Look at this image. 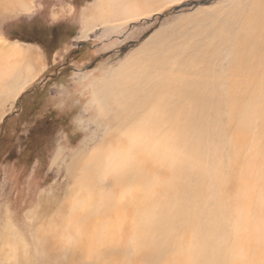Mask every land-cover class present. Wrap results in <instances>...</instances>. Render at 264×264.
<instances>
[{
	"label": "rangeland",
	"instance_id": "1",
	"mask_svg": "<svg viewBox=\"0 0 264 264\" xmlns=\"http://www.w3.org/2000/svg\"><path fill=\"white\" fill-rule=\"evenodd\" d=\"M261 2L264 3V0ZM261 2L153 0L148 5L146 0H23L24 9L17 7L13 12L10 5L0 6L7 9V12L0 14V44L34 50L38 58L37 66L41 67V71L35 69V77L27 86H23L25 90L19 96L7 102L4 108L0 107L3 110L0 111V228L4 220L1 209L6 208L8 214L13 216L11 224L28 244L33 264H59V261L51 259L41 263L39 258L46 255L39 251L35 256L25 216L37 206L41 195H49L57 186L64 185L67 194L64 199L71 200L73 195L69 190L72 183H66L64 163L70 162L71 156L77 157L75 171L90 176L88 183H92L95 192L102 189L100 204L105 203L111 195L116 205L120 203L129 209L126 204L129 195L122 198L124 187L128 186L140 194L150 189L155 196L150 197L152 201L146 197L136 213L139 216L133 218L134 222L128 216L127 221H119L120 224L117 220L111 222L113 219H109L111 224L117 225V229L102 235L103 241L112 244L104 249L105 264H176L172 259H179L178 251L190 247L185 251L187 264H203V260L213 259L209 257V251H197L200 243L196 230L197 216H184L180 223L174 221L177 215L182 216L197 204L201 209V202L213 203L214 200L211 197L202 200L193 196L199 189L195 182L189 183L194 175L182 172L183 159L191 156L193 162L199 163L195 170L199 177L203 173L200 179L204 180V183L198 184L202 185L200 190L212 193L210 180L213 179V171L226 164L232 136L258 139L257 144L264 145V73L253 70L263 66L259 58L254 61L248 55V45L244 44L251 43L248 29L252 4L256 3L262 8L264 4ZM84 12H93L95 20L83 22ZM259 17L254 18L261 31L264 27V9ZM159 40L162 41L163 50L157 49ZM153 47L155 49L152 51ZM128 87L131 90L136 87L143 90L141 94L148 95L146 98L133 96L131 101L126 100L120 120L117 115L121 110L118 107L120 104L115 103L120 91L125 92ZM203 90L208 95V102L206 106L200 105L203 109L199 110L196 102L200 100ZM216 103L214 110L208 109ZM248 105L252 107L258 122L255 124L258 132L254 133V137L245 127L239 126V118L244 112L247 113ZM143 112L151 115L145 126L163 125L167 128L166 133L159 131L152 135L151 144L162 143L167 152L165 158L169 161L161 168L156 164L151 167L156 171H151L154 172L151 176L153 184L144 182L145 179L149 180L145 177L147 173H139L138 178L132 179L129 172H133L126 170L125 177L135 184L134 188L127 179H118L121 176L119 173L105 175V181L101 185L98 182V185L92 180L98 174L94 164L95 158L100 156L97 151L114 153L118 149L115 148L118 142L124 141L121 135L126 130L124 128L130 123H140ZM203 113L206 117L199 121L197 118ZM101 125L108 130L104 132ZM207 127L213 130L208 135H202L201 132ZM187 130L192 134L185 132ZM103 132L105 138L101 140ZM180 132L184 139L181 143L177 139ZM195 139H198L199 147L191 154L185 153ZM59 153L61 157L56 159ZM134 153L143 166V150L138 148ZM240 158V161L244 160V166L245 158ZM256 158L261 161L260 157ZM207 164L209 170L206 171ZM240 176L243 177L244 173ZM223 183H227L225 177ZM184 189L197 191L190 197ZM169 193L173 199L188 201V205L176 210L177 201L171 203L173 200H170ZM193 197L194 201L200 202H192ZM111 198L107 201L110 202ZM76 199L79 200V197ZM86 204L88 206V202ZM168 205L170 214L177 215H166ZM114 212L96 211L101 216L108 214L119 217V212ZM146 212L148 222L144 220ZM191 218L197 219L196 224H192L194 221ZM49 219L50 216L44 218ZM80 223L76 228L81 234L74 233V229L64 230V245L69 246L77 236L82 235V227L87 221L81 220ZM121 225L135 229L131 228L126 237H121L117 233ZM105 226L106 222L100 227ZM137 228L139 235L135 233ZM166 237L169 241L184 237L188 243L176 241L172 247ZM89 242L90 250L100 245L97 236L89 238ZM123 243L124 248L120 246ZM99 252H93L90 257L72 251L66 254L68 258L62 252V260L58 259L61 264H66L67 259L72 260L73 264H96ZM215 255L210 264L216 263L219 254Z\"/></svg>",
	"mask_w": 264,
	"mask_h": 264
},
{
	"label": "bare ground",
	"instance_id": "2",
	"mask_svg": "<svg viewBox=\"0 0 264 264\" xmlns=\"http://www.w3.org/2000/svg\"><path fill=\"white\" fill-rule=\"evenodd\" d=\"M146 1H148V5H149V3L153 0H146ZM259 1L261 2V0ZM8 2H10V0H0V6L1 7L8 6ZM255 5L256 3L252 4L253 11L251 13V23L248 29V34H249L248 39L249 41H251V43H244V44L245 46L248 45L247 46L248 55L254 61L259 58L262 62L261 66L263 67H261L260 69L257 68L253 70L261 71L263 74L264 73V27L262 28L261 31H259L260 25L258 24L257 20L254 17L256 16V18L258 17L259 19L260 18L259 13H261V10L264 9V7L259 8L257 6L258 4L256 6ZM124 6H121V8H123ZM254 9H256V11H254ZM6 11L7 9L3 8L0 10V14ZM92 14L93 12L92 13L84 12L83 22L85 23L93 22L96 17H94V15L92 16ZM157 42H158L157 49L163 50L162 41L159 40ZM256 42H258V44H256ZM150 45L152 44L150 43ZM154 49L155 47H153L152 51ZM243 53L245 54V52ZM253 66L255 67L256 65ZM37 68L39 69V71H41V67H39V65L37 66L35 54L32 53L29 49L21 48L18 45L3 46L2 44H0V107L1 108H4L7 102L12 100L18 93L22 92L23 86H27L33 80L36 72L35 69ZM129 87L127 88L128 90L126 89L127 91L125 92L124 91L122 92L119 89L120 94H118V97L115 96L118 99V102H116L115 104L119 103L120 105L118 107L121 108V110H119L117 114L120 120L123 115L122 110L126 100L129 99V101H131L130 98H132L133 96L146 98L148 95L143 93L141 94L143 90L140 89L138 90L136 87L135 90H133V88L131 90L129 89ZM207 99H208V95L203 90L200 100L196 102V106L198 107L199 110L203 109L202 107H200V105H204V106L207 105L208 102ZM189 103H194V102L189 101ZM216 106L217 103L215 106L208 107V109L214 110ZM247 109H248L247 113L244 112L239 118V124H240L239 126L245 127L247 130L250 131V134L253 136L254 133L258 132L255 129V124L258 123L257 117L255 116L256 117V121H255L254 111L251 106L248 105ZM150 117L151 115L148 112L147 113L143 112L141 115V119H139L140 123H130L129 126H126V128H124V130L125 129L126 130L123 133L120 132L121 135L124 136V141H122V143L118 142L117 147H115L118 149L114 150L115 151L114 153L112 151L105 153L106 152L105 150L97 151L100 153V156L95 158L94 164L96 167L95 170L98 174L94 175L93 178L91 176L94 182L96 181L97 184L98 182L100 184L105 179V175L109 176V174L115 175L118 173L121 175L118 176V179L126 180L127 179V177H125V173L127 172L126 170H130L133 172V174L129 172L130 177H132V179L138 178L137 175L139 173L141 175L144 172L147 173L145 175V177L147 176V180L149 179L148 181H145L146 180L145 179L144 182H146V184L148 183L147 185L153 184L151 176L156 171L152 170L153 168L151 167L156 164L158 166L161 165L160 166L161 168L166 161H169V159L165 158V154L167 155V152L162 143L156 142L151 144L152 135L158 134L159 131L162 133H166L167 128H165L163 125H158L154 127L151 125L145 126V124L147 123V119H149ZM205 117L206 115L205 113H203V115H201V117H198L197 119L200 121L201 118L204 120ZM213 121L214 119H212V122ZM100 128L104 129L103 130L104 132L108 130L107 127L103 125H101ZM130 128H132V131L130 130L131 132L129 131ZM212 130L213 129L211 127H207L204 129L203 132H201V134L208 135V132ZM104 132L102 133L103 135L101 137V140H104L105 138ZM185 132H187L188 134H192V132L188 130ZM182 135H183L182 132H180V134L177 135V139L179 143H181L184 140V139L182 140L181 138ZM97 138L99 137L97 136ZM255 140L256 139L253 140V138L249 140H246L245 138L239 139L237 136H232L229 139V151L226 154L227 156L226 164L224 166L216 167L212 174L213 179L210 180L212 181L211 182V189L213 191L212 193H209L204 189H202V191L200 190V187H202V185H198V184L199 183L201 184V182L204 183V180L200 179L202 178L203 173L199 177L197 175V170H195L196 165L199 163L193 162L191 160V156L183 159L184 167L182 168V172L194 175V179L189 183L195 182V185L198 186L196 188L199 189L198 190L199 192H197V194L194 195L193 193L197 191L195 189H194L195 192L190 189H184V192L188 194L190 197L191 195H193L197 199L201 198L202 200H208V198L211 197L214 200L213 203L210 201L201 202V204L199 205L201 206L200 207L201 209H198V204H197V206L193 208L191 211L184 212L182 216H178L177 214H174L177 215L174 221L175 223H180V221L182 220V218H184V216L186 217L189 215L197 216L198 224L196 230H198V237L200 241L199 248L197 247V251L201 249L209 251L210 252L209 257L213 259L216 258L215 254L218 253L219 255L216 259L215 264H264V145L263 143L261 145L259 143L257 144V142L259 141L258 139L257 141ZM191 143H193L192 146L191 147L188 146L185 150V153L189 152L191 154L193 150L199 147L198 139H195V142L192 141ZM138 148L143 150V158H144L143 166L137 160L134 153L135 150ZM82 152L83 154H85V149H83ZM230 154H232V156ZM241 156L245 158L244 166L242 164L244 160L240 161ZM60 157L61 154L59 153L56 159H59ZM75 157L76 156H71L70 162L68 163L67 161L64 162L66 166L65 168L66 177H67L66 183H68L67 185L72 183L71 190H69L73 195L71 200L65 201L64 199L67 196V194H65V186L64 185L57 186L52 190V192H50L49 195L48 194L41 195L39 197L37 206L34 207L32 210H30L25 216L28 221L27 226L29 229V238L31 241L30 245L34 250L35 256L37 254L36 251H39L41 254L44 253L46 255L45 258L43 257L39 258L41 263H43L46 259H51L54 262L59 261L58 263L61 264L60 260H62L61 259L62 252L65 258H68L66 254H69L72 251H79L80 253L87 254L90 257L92 256L93 252L100 251L97 256L96 264H105L104 249H107L112 244L111 243L109 244L105 240L103 241L102 235H105L107 231L113 233V231L117 229V225L111 224V222H113L114 220H117L118 223L119 221H123V220L127 221V216L129 217V220H132V222H134L133 218L136 215H138L136 213L139 212L140 210L139 207H141L145 203L146 197L149 198L150 200H151L150 197L152 196L153 198H155V196L153 195L154 193L153 192L151 193L150 189H147L145 190V193L140 194L137 193L136 191H132L131 186L130 187L128 186L127 188L124 187L122 198L125 197L126 195H129L128 202L126 203L128 204L129 209L128 207L126 209L125 206L121 205L120 203L116 205V203L112 201L111 195L108 199L107 198L106 199L110 200L111 198L112 202L105 200V203L100 204L101 199L103 198L102 189L100 191H97L98 193L95 192L94 189L92 188V183H88V178L90 176H87L85 172L83 175L81 172L79 173L78 170L75 171V168L78 165V163L75 161ZM256 157L258 158L260 157L261 161L259 162ZM250 159L251 161L248 164H246V162L249 161ZM259 168L261 169V171L259 170ZM204 170L206 171L209 170L208 164L206 165ZM242 173H244L243 177L240 176V174ZM224 177L227 179V183L225 184L223 183ZM126 181L129 182L128 183L129 185H133L134 188L135 185L134 183L131 184L128 179ZM205 189L207 190L206 185H205ZM122 190L120 191V193L122 192ZM184 192L182 193V195L184 194ZM77 197H79V200L76 199ZM169 197L170 200L171 199L173 200L171 201V203L174 202L175 204L177 201V205H175L176 210H180V208L183 205H188L187 204L188 201L184 199L181 201H178L176 198L173 199L170 196V193H169ZM194 197L192 202L199 203L200 200L198 202L194 201ZM75 200L77 201L74 202ZM86 202H88V206ZM155 208H158V205H155ZM169 209L170 206L167 209V211L165 210L167 212L166 215L169 217L174 216L173 214H170ZM93 210L119 212V217L114 218L115 215L114 217H112L113 215L111 216L108 214H106V216H101L98 213H96V211ZM2 213L4 215L3 217L4 220L2 219L3 221L0 228L1 231L0 232L1 233L0 234V264H9V263L20 264V260H22L23 263L25 264H33L32 263L33 256L30 257L29 255L30 249H28L29 248L28 244L25 243V240L23 239L21 233L11 224L13 216L11 217L8 214L6 208L1 209V217H2ZM144 215H145L144 217L145 222H148L149 220L146 218L147 216H149L148 212H146ZM48 216H50L51 219L44 220V218ZM109 219L111 220L113 219V220L109 222ZM192 219L194 221L192 222V224H196L195 220L197 219L191 218V220ZM81 220L87 221V223L84 224L82 227V235L77 236L75 238V241H73L72 244H70L69 246L64 245L62 243V236L64 230L74 229V233L81 234L78 231V228H76L79 224H81L80 223ZM105 222L107 223V226L101 228L100 226ZM128 226L126 227L124 225H121L117 233L121 237L122 235L125 236L126 233L131 232L132 230L131 228H134ZM137 232H138V228L136 229L135 233L139 235ZM96 236L100 245L97 248L94 249L92 248V250H90L89 238L93 239ZM171 240L173 239L171 238ZM117 241H119V239H117ZM167 241L172 247L175 245L176 241L183 242V244L188 243V241L185 242L184 237H180L179 239L176 238L172 242H170L169 238H167ZM96 242L97 241H95V243ZM115 243L113 242V244ZM124 244L125 243H123L122 245L120 244V246L124 248ZM189 249L185 251H188ZM185 251L184 249L179 250L178 251L179 253H177V255L178 257L180 256L181 258L179 257V259L177 260L174 257L172 260L176 261V264H187L188 256L187 253H185ZM19 253H21L22 255H17ZM23 254H25L26 256H23ZM8 256H9L8 258L9 261L7 262L6 258ZM222 256L225 257V261H223ZM213 259L207 258L203 260L202 263L210 264ZM131 262H133V260ZM66 264H73V262L72 260L67 259Z\"/></svg>",
	"mask_w": 264,
	"mask_h": 264
},
{
	"label": "crops",
	"instance_id": "3",
	"mask_svg": "<svg viewBox=\"0 0 264 264\" xmlns=\"http://www.w3.org/2000/svg\"><path fill=\"white\" fill-rule=\"evenodd\" d=\"M13 3V5L11 6V4ZM8 5H10V11L11 12H13V10L14 9H16L17 7H19V8H21V9H24V7H25V5H24V3H23V0H19V1H17V0H14V1H10V2H8ZM7 12V11H6ZM3 14V13H2ZM3 46H7V45H3ZM27 48V47H26ZM27 49H29V48H27ZM32 53H34L35 54V58H37V53L34 51V50H31V49H29ZM38 59V58H37ZM37 79V78H36ZM22 90H25V87H23L22 88ZM21 94V92L20 93H18L17 95L19 96ZM16 95V96H17Z\"/></svg>",
	"mask_w": 264,
	"mask_h": 264
}]
</instances>
